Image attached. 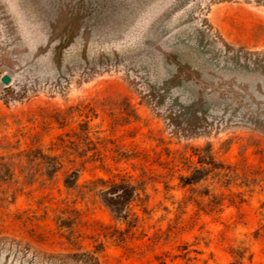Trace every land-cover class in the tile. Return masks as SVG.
Listing matches in <instances>:
<instances>
[{"label": "rangeland", "instance_id": "374dc122", "mask_svg": "<svg viewBox=\"0 0 264 264\" xmlns=\"http://www.w3.org/2000/svg\"><path fill=\"white\" fill-rule=\"evenodd\" d=\"M4 74L0 264H264V0H0Z\"/></svg>", "mask_w": 264, "mask_h": 264}, {"label": "trees", "instance_id": "16d2710c", "mask_svg": "<svg viewBox=\"0 0 264 264\" xmlns=\"http://www.w3.org/2000/svg\"><path fill=\"white\" fill-rule=\"evenodd\" d=\"M187 183L196 182V178L185 179ZM134 188L122 183H117L112 186L108 195L118 201H126L133 196ZM232 264V263H231Z\"/></svg>", "mask_w": 264, "mask_h": 264}, {"label": "water", "instance_id": "95a60500", "mask_svg": "<svg viewBox=\"0 0 264 264\" xmlns=\"http://www.w3.org/2000/svg\"><path fill=\"white\" fill-rule=\"evenodd\" d=\"M11 82V77L8 74H4L1 78H0V85L1 86H5L10 84Z\"/></svg>", "mask_w": 264, "mask_h": 264}]
</instances>
